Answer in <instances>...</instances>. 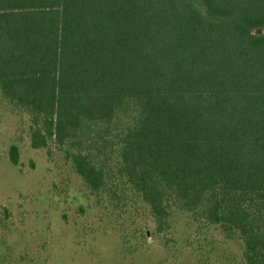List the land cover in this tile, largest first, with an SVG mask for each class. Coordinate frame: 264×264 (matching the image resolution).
<instances>
[{
  "label": "trees",
  "instance_id": "obj_1",
  "mask_svg": "<svg viewBox=\"0 0 264 264\" xmlns=\"http://www.w3.org/2000/svg\"><path fill=\"white\" fill-rule=\"evenodd\" d=\"M0 105L125 259L140 215L176 264H264V0H0Z\"/></svg>",
  "mask_w": 264,
  "mask_h": 264
},
{
  "label": "rangeland",
  "instance_id": "obj_2",
  "mask_svg": "<svg viewBox=\"0 0 264 264\" xmlns=\"http://www.w3.org/2000/svg\"><path fill=\"white\" fill-rule=\"evenodd\" d=\"M2 110L0 105V264H176L151 237L155 225L140 215L131 231L148 230L149 237L141 233L142 251L125 259L106 206L70 165L34 150L19 119ZM12 145L19 148L17 165ZM228 246L243 255L238 241Z\"/></svg>",
  "mask_w": 264,
  "mask_h": 264
},
{
  "label": "water",
  "instance_id": "obj_3",
  "mask_svg": "<svg viewBox=\"0 0 264 264\" xmlns=\"http://www.w3.org/2000/svg\"><path fill=\"white\" fill-rule=\"evenodd\" d=\"M261 32V31H260Z\"/></svg>",
  "mask_w": 264,
  "mask_h": 264
}]
</instances>
